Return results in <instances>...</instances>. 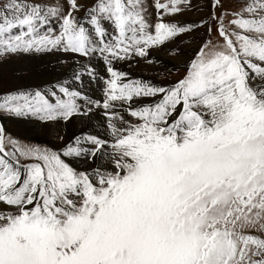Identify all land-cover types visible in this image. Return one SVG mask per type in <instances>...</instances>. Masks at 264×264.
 <instances>
[{
    "label": "snow or ice",
    "instance_id": "snow-or-ice-1",
    "mask_svg": "<svg viewBox=\"0 0 264 264\" xmlns=\"http://www.w3.org/2000/svg\"><path fill=\"white\" fill-rule=\"evenodd\" d=\"M13 60L0 264H264V0H0Z\"/></svg>",
    "mask_w": 264,
    "mask_h": 264
},
{
    "label": "rangeland",
    "instance_id": "rangeland-1",
    "mask_svg": "<svg viewBox=\"0 0 264 264\" xmlns=\"http://www.w3.org/2000/svg\"><path fill=\"white\" fill-rule=\"evenodd\" d=\"M192 18H194V14L191 12L185 13L183 17H177V19H192ZM152 55L159 57L162 61H167L169 59V57H168V55L164 49H160L158 52H153ZM37 62L38 61H36V62L33 61L31 63L32 67H31V69H29V71L27 73L20 71L21 69H24V68H17V69L14 68L13 69L12 64L15 66H17V64H18V63H15L13 61H10L8 63L0 65V88H8V87H13L17 84H28V83L35 82L36 77H34V78L28 77L29 76L28 74H32V75L34 74V71H32V69H34L35 68L34 66L39 63V62L38 63ZM118 67H121V68L129 71L132 76H143L144 78L155 79V77H153L151 75V70L143 62H138V63L133 62L131 65L123 64V65H118ZM18 72H19V74H17ZM12 77H14V78H12ZM29 78H31V79L29 80ZM92 95H94V96L97 95V92L95 91V89L92 90ZM2 118H6V117L0 116V121L2 120V122H3V125L1 127L4 128L5 134L10 135V136H12V137H14L20 141L39 143V144L47 143L50 146L52 144H54L53 142L56 141L52 135H47L45 132H43L38 127H36V128L33 127V129H34L33 134L37 133L36 135H39L40 137L32 138V137H28L25 135L23 136L22 134L20 135L19 125H15V124L9 125V128H8V122L5 123L4 122L5 120H3ZM71 127H72V124L69 123L67 125V128L70 129ZM67 128H66L67 133L65 135L66 140L70 137V133H68L69 130H67ZM76 128H78V127H76ZM75 129L73 130V133L75 132ZM73 133L71 135H73ZM41 134H43V135H41ZM43 139H46V140H43Z\"/></svg>",
    "mask_w": 264,
    "mask_h": 264
},
{
    "label": "bare ground",
    "instance_id": "bare-ground-1",
    "mask_svg": "<svg viewBox=\"0 0 264 264\" xmlns=\"http://www.w3.org/2000/svg\"><path fill=\"white\" fill-rule=\"evenodd\" d=\"M36 62L35 60H20V61H17V60H13V62H15V63H18L17 64V66H15V65H13L12 64V68L14 69V68H28V69H31V67H32V65H31V63L32 62ZM38 63V62H37ZM34 67H36V65L34 66ZM29 76L28 77H31V78H34L35 77V75L33 74H28ZM12 78H14V77H12ZM31 78H29V80L31 79ZM18 80V79H17ZM16 80V81H17ZM19 82V81H18ZM3 120H5L4 122L6 123V122H8V128H9V125H13V124H15V125H19V132H20V135L22 134L23 136L25 135V136H28V137H32V138H34V137H40L39 135H36V134H33L34 133V129H33V127L34 128H36V127H38L39 129H41L40 128V126L36 123V122H34V121H30V120H25V119H18V118H11V117H6V118H2ZM72 124V127L70 128V129H68L67 128V130H69L68 131V133H70V136H71V134L73 133V130L76 128V127H79V125H77L76 124V122L75 121H73V123H71ZM75 127V128H74ZM14 128V127H13ZM32 128V129H31ZM15 129V128H14ZM77 129V128H76ZM76 129H75V131H76ZM16 130V129H15ZM12 133V132H11ZM41 133V132H40ZM67 133V132H66ZM41 135H43V134H41ZM48 135V134H47ZM46 135V136H47ZM69 135V134H68ZM43 137V136H42ZM41 139V138H40ZM43 140H46V139H43ZM53 143H58V141H55V142H53Z\"/></svg>",
    "mask_w": 264,
    "mask_h": 264
},
{
    "label": "flooded vegetation",
    "instance_id": "flooded-vegetation-1",
    "mask_svg": "<svg viewBox=\"0 0 264 264\" xmlns=\"http://www.w3.org/2000/svg\"><path fill=\"white\" fill-rule=\"evenodd\" d=\"M2 125H3V122H2V120H1V121H0V127H1ZM71 136H72V135H71ZM71 136H70V137H71Z\"/></svg>",
    "mask_w": 264,
    "mask_h": 264
}]
</instances>
